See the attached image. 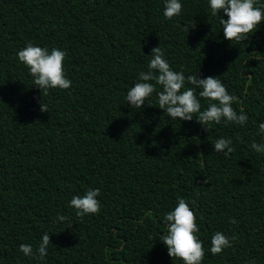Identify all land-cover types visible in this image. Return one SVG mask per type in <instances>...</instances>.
Segmentation results:
<instances>
[{
  "label": "trees",
  "instance_id": "obj_1",
  "mask_svg": "<svg viewBox=\"0 0 264 264\" xmlns=\"http://www.w3.org/2000/svg\"><path fill=\"white\" fill-rule=\"evenodd\" d=\"M182 4L188 33L161 0H0V264H180L158 239L177 197L194 206L205 250L216 231L233 238L202 264H264V157L250 149L264 121V22L231 44L207 0ZM29 42L67 51L70 89L33 85L16 58ZM157 46L174 70L220 79L246 125L175 122L155 95L131 110L127 89ZM218 137L232 140L227 159ZM89 187L100 211L78 218L68 201ZM44 232L47 258L24 257L18 246Z\"/></svg>",
  "mask_w": 264,
  "mask_h": 264
},
{
  "label": "clouds",
  "instance_id": "obj_2",
  "mask_svg": "<svg viewBox=\"0 0 264 264\" xmlns=\"http://www.w3.org/2000/svg\"><path fill=\"white\" fill-rule=\"evenodd\" d=\"M161 5L163 18L174 20L178 27L188 33L190 27L180 23L183 16L182 0H161ZM207 7L211 16L218 18L223 38L231 44L247 41L264 22V0H207ZM66 56L67 51L59 47H41L32 42L16 52L17 60L27 69L33 85L45 96L51 90H67L72 86L64 66ZM147 57L145 68L136 73L135 81L124 97L131 110L141 111L145 104L151 106L155 95L163 117L175 122L192 121L195 116V120L205 130L222 123L246 125L248 116L242 109L239 112L234 110L232 105L237 97L229 94L220 79L212 76L200 79L197 74L185 75L183 70H174L160 46L153 48ZM201 99L206 107L202 108ZM39 107L41 112H48L47 105L41 99ZM257 135L260 140H254L250 149L264 157V121L259 122ZM212 147L215 154H222L225 159L234 151L232 140L225 137H218ZM99 196V188L89 187L83 194L73 195L67 206L74 210L78 218L96 215L101 208L97 199ZM162 219L164 230L158 233V239L166 247L168 256L180 264H202L205 251L213 256L222 255L224 250L233 245L232 237L216 231L211 235L209 247L205 250L194 206L183 197H177L174 207ZM54 222L66 223L68 227L72 225L68 216L59 213ZM49 237L48 232H44L35 249L30 244H20L18 250L24 257L42 262L49 254ZM250 264H256V261L251 260Z\"/></svg>",
  "mask_w": 264,
  "mask_h": 264
}]
</instances>
